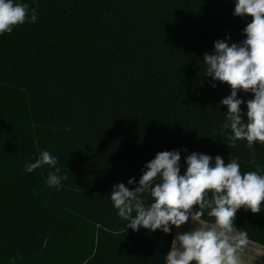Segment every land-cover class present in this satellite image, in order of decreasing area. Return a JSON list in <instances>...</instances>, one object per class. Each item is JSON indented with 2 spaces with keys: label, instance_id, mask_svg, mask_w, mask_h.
<instances>
[{
  "label": "trees",
  "instance_id": "16d2710c",
  "mask_svg": "<svg viewBox=\"0 0 264 264\" xmlns=\"http://www.w3.org/2000/svg\"><path fill=\"white\" fill-rule=\"evenodd\" d=\"M20 2L37 21L0 36V264H165L174 227L127 228L113 185L131 190L145 163L172 150L181 175L193 152L264 174V145L253 155L220 131L230 86L204 75L214 42L239 44L252 18L233 16V0ZM43 151L68 177L59 190L45 183L55 169L24 171ZM234 226L264 246V205L238 210Z\"/></svg>",
  "mask_w": 264,
  "mask_h": 264
},
{
  "label": "clouds",
  "instance_id": "9594fccd",
  "mask_svg": "<svg viewBox=\"0 0 264 264\" xmlns=\"http://www.w3.org/2000/svg\"><path fill=\"white\" fill-rule=\"evenodd\" d=\"M233 16H250L251 22L242 30L246 38L229 46V37L214 42L211 54L203 61L206 72L215 82L230 86V95L220 104L227 106V114L220 129L228 130L230 144L246 141L255 155L254 145H264V0H233ZM36 10L20 0H0V36L11 33L17 25L35 23ZM238 91L252 93L253 98L242 100ZM246 106L242 113L241 105ZM180 151H163L143 165L138 182L130 178L113 185L110 199L122 221L133 232L140 228L150 232L160 230L170 234L173 227L180 229L191 220V229L177 232L171 241L165 264H241V254L248 242L247 233L234 226L238 210L260 213L264 205V174L259 171L241 173L236 159L225 164L219 155L193 152L184 160L186 169L181 171ZM57 158L47 151L24 167L32 173L42 166L49 171L45 181L49 188L59 190L66 175H59ZM148 193L150 200L144 197ZM151 201L150 204L146 202ZM212 223L201 220L204 215ZM198 224L199 226H194ZM15 264V259L10 262Z\"/></svg>",
  "mask_w": 264,
  "mask_h": 264
},
{
  "label": "crops",
  "instance_id": "0c3cea01",
  "mask_svg": "<svg viewBox=\"0 0 264 264\" xmlns=\"http://www.w3.org/2000/svg\"><path fill=\"white\" fill-rule=\"evenodd\" d=\"M194 226H199V225L196 224ZM190 229H191V220H189V222H186L184 225H182L180 229L174 228V237L177 234V232L183 233L189 231ZM241 264H264V246L256 242H253L251 240H248L246 246H244V252L241 254Z\"/></svg>",
  "mask_w": 264,
  "mask_h": 264
}]
</instances>
